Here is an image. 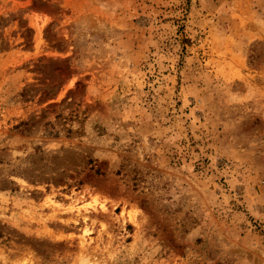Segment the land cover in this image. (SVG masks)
<instances>
[{
    "label": "rangeland",
    "instance_id": "obj_1",
    "mask_svg": "<svg viewBox=\"0 0 264 264\" xmlns=\"http://www.w3.org/2000/svg\"><path fill=\"white\" fill-rule=\"evenodd\" d=\"M0 264H264V0H0Z\"/></svg>",
    "mask_w": 264,
    "mask_h": 264
}]
</instances>
